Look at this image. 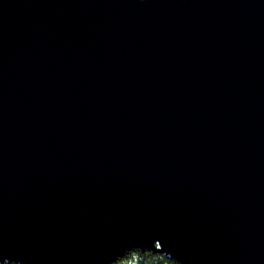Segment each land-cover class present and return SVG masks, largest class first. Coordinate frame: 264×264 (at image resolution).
I'll list each match as a JSON object with an SVG mask.
<instances>
[{
  "label": "water",
  "instance_id": "95a60500",
  "mask_svg": "<svg viewBox=\"0 0 264 264\" xmlns=\"http://www.w3.org/2000/svg\"><path fill=\"white\" fill-rule=\"evenodd\" d=\"M264 264V0H0V264Z\"/></svg>",
  "mask_w": 264,
  "mask_h": 264
},
{
  "label": "trees",
  "instance_id": "16d2710c",
  "mask_svg": "<svg viewBox=\"0 0 264 264\" xmlns=\"http://www.w3.org/2000/svg\"><path fill=\"white\" fill-rule=\"evenodd\" d=\"M113 264H175V263L160 255H156L148 252L141 253L138 251H130Z\"/></svg>",
  "mask_w": 264,
  "mask_h": 264
}]
</instances>
